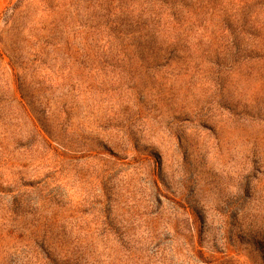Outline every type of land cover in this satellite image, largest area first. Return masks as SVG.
I'll return each instance as SVG.
<instances>
[{
    "label": "rangeland",
    "instance_id": "rangeland-1",
    "mask_svg": "<svg viewBox=\"0 0 264 264\" xmlns=\"http://www.w3.org/2000/svg\"><path fill=\"white\" fill-rule=\"evenodd\" d=\"M0 264H264V0H0Z\"/></svg>",
    "mask_w": 264,
    "mask_h": 264
}]
</instances>
